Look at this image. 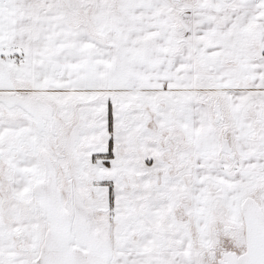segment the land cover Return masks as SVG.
<instances>
[{
    "label": "rangeland",
    "instance_id": "obj_1",
    "mask_svg": "<svg viewBox=\"0 0 264 264\" xmlns=\"http://www.w3.org/2000/svg\"><path fill=\"white\" fill-rule=\"evenodd\" d=\"M65 1L68 5L74 2ZM161 2L175 8L168 16L173 33H177L176 27L181 23L178 14L183 10L220 9L224 5L238 9L240 4H247V0ZM112 3L117 8V0H108L105 6L110 7L109 11L99 10L93 16L100 35L104 31L107 36L109 24L114 22ZM0 5V14L6 15L9 0H0ZM261 38L262 34H257L250 41L256 46ZM173 50L178 52L179 46ZM10 52L18 56L6 55L3 63L17 69L21 50L8 48L2 54ZM231 59L235 63L236 57ZM92 64L96 76L100 64ZM203 65L206 70L209 64ZM107 66L105 83L100 77L95 78L93 85L73 86L78 88L74 92L53 91L65 88L62 85L35 92L12 74L18 94L37 99L47 110L38 118L16 105L7 107L0 103V264L36 262L51 228L52 194L67 214L74 212L88 224L82 230L104 240L107 253L113 257L139 250L161 256L187 249L195 257L192 264H208V249L214 242L212 228L223 225L233 226L238 243L244 244L239 203L247 195L262 207L264 180L257 170L238 175L240 159L245 156L238 148L239 138L236 141V132L230 129L224 109L221 123L211 120V101L216 99L217 86L206 82L204 89L209 91L203 92L197 81V93H204V102L196 101V96L194 101L188 100L186 92L178 90L169 94L157 88L123 91L116 89L117 83L111 85V61ZM25 89L27 92L21 91ZM192 106L205 113V125L217 137L222 130L231 134L233 160L220 152L218 139L211 147L208 142L192 138ZM108 115L111 132L107 130ZM108 137L112 138L113 158L105 165V159L97 155L106 152ZM216 167L229 173L234 184L215 178L211 168ZM197 186L206 209L195 219L192 193ZM186 237L188 241L182 243ZM172 240L177 241V248L170 245Z\"/></svg>",
    "mask_w": 264,
    "mask_h": 264
},
{
    "label": "crops",
    "instance_id": "obj_2",
    "mask_svg": "<svg viewBox=\"0 0 264 264\" xmlns=\"http://www.w3.org/2000/svg\"><path fill=\"white\" fill-rule=\"evenodd\" d=\"M161 1L117 0V8L111 4L114 22L109 24L108 35L101 31V36L94 17L99 10L100 13L109 11L110 7L105 6L108 0H74L72 5L65 0H9L8 13L0 14V47L3 50L19 48L21 58L18 68L12 69L3 60L6 55L8 58L18 55L2 54L0 50V62L10 80L14 73L16 81L34 88L35 92L53 85L65 87L53 91L74 92L78 88L73 86L93 85L99 77L105 83L110 61L111 85L117 83L118 90L157 88L167 94L178 90L182 94L186 92L188 100L196 96V101L204 102L205 95L197 93V84L200 83L203 92L209 91L204 89L205 84L216 85L214 100L219 99L224 106L230 129L235 130L236 141L239 138L238 148L245 155L240 159L238 175L242 171L257 170L264 180V0H247L238 9L224 5L220 9L183 10L178 14L181 23L176 27L177 33L172 32L169 8ZM259 33L263 38L255 46L250 40L257 34L260 36ZM175 45L179 46L178 52L172 51ZM231 57H236L235 63ZM94 61L100 64L96 76ZM204 63L209 64L206 70L202 67ZM255 90L260 91V96L254 94ZM190 114L192 138L215 147L219 137L205 125V113L192 106ZM211 169L218 180L234 184L223 168ZM199 187L192 193L195 219L206 209ZM262 191L264 202V188ZM262 207L264 212V203ZM185 240L188 241L187 237L182 243ZM176 242L172 240L170 245L177 248ZM118 254L113 257L108 253L107 264H192L195 261L187 249L161 256L143 250Z\"/></svg>",
    "mask_w": 264,
    "mask_h": 264
},
{
    "label": "water",
    "instance_id": "obj_3",
    "mask_svg": "<svg viewBox=\"0 0 264 264\" xmlns=\"http://www.w3.org/2000/svg\"><path fill=\"white\" fill-rule=\"evenodd\" d=\"M16 90L7 69L0 62V102L7 107L16 105L32 117H38L41 110H46L37 99L20 96L15 92ZM211 113L213 123L218 124L223 120L220 105L215 101L212 104ZM219 150L228 159L235 158L228 138L222 135L219 138ZM50 196L51 228L47 234L45 249L34 264H107L106 246L96 234L90 232L81 234L79 240L85 246V250L67 247L70 241L69 215L56 196L53 194ZM239 210L243 220V251L240 254L224 253L217 264H264V214L261 207L254 197L246 196L241 200ZM52 250L54 252H51Z\"/></svg>",
    "mask_w": 264,
    "mask_h": 264
},
{
    "label": "flooded vegetation",
    "instance_id": "obj_4",
    "mask_svg": "<svg viewBox=\"0 0 264 264\" xmlns=\"http://www.w3.org/2000/svg\"><path fill=\"white\" fill-rule=\"evenodd\" d=\"M170 1L172 4H174L173 2H175L172 0H170ZM168 8H169L170 13H174L173 11H175L174 10L175 8L172 5L168 6ZM17 91L18 90H16L15 92L18 94ZM21 91L24 92V90H21ZM25 98H27V97H25ZM214 101L220 105L221 116H222V113H223L222 104H220L218 100L211 101V104H213ZM46 110H41L39 112L38 118H41L42 114L46 113ZM221 135L228 138L229 144L232 147L231 135L229 133H227L225 130L222 131ZM68 215H69V221H70V225H69L70 241L67 244V247L68 248H79V249L85 250L86 248L80 242L79 238H80L82 233L86 232V231L82 230V227H84L85 225L88 226V224H85L84 222H82L81 218H79V216L76 215L74 212L73 213L70 212ZM235 231L236 230L234 229L233 226H226V225H223L221 227L212 228V232L214 234V242H213V245H211L208 249V254H207L208 264H217V261L222 258V255L224 253L240 254L243 251V245L240 246L237 239L235 238V235L233 234ZM47 232H49V229ZM46 238H47V236H46ZM46 238H45L44 243L41 247V250H40L41 253L45 249V245H46V241H47ZM21 240H23V238ZM102 241H103V244L105 245V242L103 239H102ZM23 245L24 244H22L21 246H23ZM23 249H24V246H23ZM51 252H54V250H52ZM41 253H40L39 257H41Z\"/></svg>",
    "mask_w": 264,
    "mask_h": 264
},
{
    "label": "trees",
    "instance_id": "obj_5",
    "mask_svg": "<svg viewBox=\"0 0 264 264\" xmlns=\"http://www.w3.org/2000/svg\"><path fill=\"white\" fill-rule=\"evenodd\" d=\"M172 51H174V50L172 49ZM175 51H176V49H175ZM202 67H205V66L202 65ZM107 130H108V132H111L112 131V123H111V116L110 115H108V118H107ZM112 149H113L112 138L108 137V140H107V150H106V152L97 155V157H101V158L105 159L104 160L105 165H108L109 161L113 158ZM109 190H110V193H109L110 196L109 197L111 199L112 198V194H111V188L110 187H109Z\"/></svg>",
    "mask_w": 264,
    "mask_h": 264
},
{
    "label": "built area",
    "instance_id": "obj_6",
    "mask_svg": "<svg viewBox=\"0 0 264 264\" xmlns=\"http://www.w3.org/2000/svg\"><path fill=\"white\" fill-rule=\"evenodd\" d=\"M263 94H264V93H263ZM257 95H259V96H260V91H258V92H257Z\"/></svg>",
    "mask_w": 264,
    "mask_h": 264
}]
</instances>
